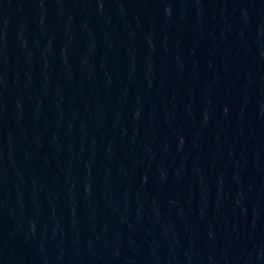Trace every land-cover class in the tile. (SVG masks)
<instances>
[{
    "label": "water",
    "instance_id": "water-1",
    "mask_svg": "<svg viewBox=\"0 0 264 264\" xmlns=\"http://www.w3.org/2000/svg\"><path fill=\"white\" fill-rule=\"evenodd\" d=\"M0 264H264V0H0Z\"/></svg>",
    "mask_w": 264,
    "mask_h": 264
}]
</instances>
